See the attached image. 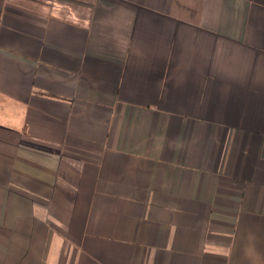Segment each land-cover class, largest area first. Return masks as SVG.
<instances>
[{
  "label": "crops",
  "instance_id": "0c3cea01",
  "mask_svg": "<svg viewBox=\"0 0 264 264\" xmlns=\"http://www.w3.org/2000/svg\"><path fill=\"white\" fill-rule=\"evenodd\" d=\"M0 264H264V0H0Z\"/></svg>",
  "mask_w": 264,
  "mask_h": 264
}]
</instances>
